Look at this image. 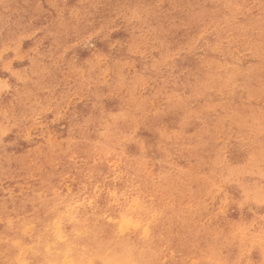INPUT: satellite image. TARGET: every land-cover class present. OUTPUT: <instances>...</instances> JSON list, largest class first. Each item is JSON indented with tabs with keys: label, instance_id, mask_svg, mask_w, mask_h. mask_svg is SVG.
<instances>
[{
	"label": "rangeland",
	"instance_id": "374dc122",
	"mask_svg": "<svg viewBox=\"0 0 264 264\" xmlns=\"http://www.w3.org/2000/svg\"><path fill=\"white\" fill-rule=\"evenodd\" d=\"M0 264H264V0H0Z\"/></svg>",
	"mask_w": 264,
	"mask_h": 264
}]
</instances>
